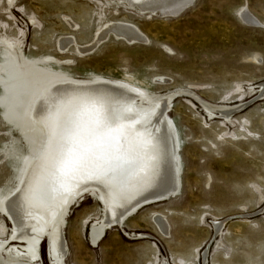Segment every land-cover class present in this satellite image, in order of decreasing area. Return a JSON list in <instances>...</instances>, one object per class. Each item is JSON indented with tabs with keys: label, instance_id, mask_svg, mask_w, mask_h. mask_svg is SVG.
<instances>
[{
	"label": "rangeland",
	"instance_id": "374dc122",
	"mask_svg": "<svg viewBox=\"0 0 264 264\" xmlns=\"http://www.w3.org/2000/svg\"><path fill=\"white\" fill-rule=\"evenodd\" d=\"M115 20L147 41L109 36L90 52L59 46L61 37L88 45ZM65 81H108L143 99L172 94L164 116L176 135L179 186L95 245L89 231L104 204L97 191L82 192L64 216V264H264V0H194L175 16L107 0H0V242L12 231L3 202L44 143L31 129L33 103ZM137 99L134 110L148 111ZM218 107L237 108L226 118ZM155 217L165 219L166 233ZM13 246L22 250L0 249V264ZM46 247L43 237L34 263L54 264Z\"/></svg>",
	"mask_w": 264,
	"mask_h": 264
},
{
	"label": "bare ground",
	"instance_id": "6f19581e",
	"mask_svg": "<svg viewBox=\"0 0 264 264\" xmlns=\"http://www.w3.org/2000/svg\"><path fill=\"white\" fill-rule=\"evenodd\" d=\"M7 1L12 4L15 0ZM107 1L145 14L175 16L194 0ZM241 17L255 22L246 10L241 11ZM109 36L128 43L147 41L133 24L115 20L100 27L88 45L78 46L72 37H61L59 46L66 49L73 43L77 51L90 52ZM137 97L150 107L145 113L134 110ZM171 97L143 99L139 92L108 81H65L43 90L30 113L31 129L43 136L42 151L28 161L16 191L3 202L12 231L0 242V249L5 252L11 243L22 245V250L13 246L6 251L9 260L4 264H39L33 261L38 260L43 237H48L53 263L64 264L63 220L69 205L82 192L97 191L104 204L101 221L89 231L93 245L102 240L107 229L121 224L140 207L176 192V135L164 116V103ZM236 108L218 107L226 118ZM154 219L166 233L165 219ZM220 228L221 223L216 224V232ZM22 256L30 260L19 259Z\"/></svg>",
	"mask_w": 264,
	"mask_h": 264
},
{
	"label": "water",
	"instance_id": "95a60500",
	"mask_svg": "<svg viewBox=\"0 0 264 264\" xmlns=\"http://www.w3.org/2000/svg\"><path fill=\"white\" fill-rule=\"evenodd\" d=\"M46 250H47V255H48V247H46ZM48 260H49V258H48Z\"/></svg>",
	"mask_w": 264,
	"mask_h": 264
},
{
	"label": "flooded vegetation",
	"instance_id": "af4514ba",
	"mask_svg": "<svg viewBox=\"0 0 264 264\" xmlns=\"http://www.w3.org/2000/svg\"><path fill=\"white\" fill-rule=\"evenodd\" d=\"M143 237V236H142Z\"/></svg>",
	"mask_w": 264,
	"mask_h": 264
}]
</instances>
